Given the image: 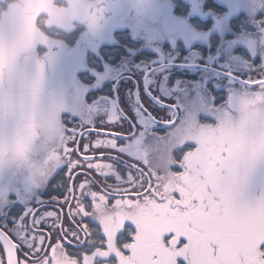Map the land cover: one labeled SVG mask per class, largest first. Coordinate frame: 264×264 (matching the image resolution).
Instances as JSON below:
<instances>
[{"label": "snow or ice", "instance_id": "6c2138e0", "mask_svg": "<svg viewBox=\"0 0 264 264\" xmlns=\"http://www.w3.org/2000/svg\"><path fill=\"white\" fill-rule=\"evenodd\" d=\"M98 11L91 0H15L0 20V173L31 172L23 192L0 188V264H264V75L221 107L145 98V123L170 130L161 146L146 130L125 145L133 125L118 114L81 125L62 122L59 103L42 109V61L17 101L18 58L47 40L44 26L95 23Z\"/></svg>", "mask_w": 264, "mask_h": 264}, {"label": "rangeland", "instance_id": "374dc122", "mask_svg": "<svg viewBox=\"0 0 264 264\" xmlns=\"http://www.w3.org/2000/svg\"><path fill=\"white\" fill-rule=\"evenodd\" d=\"M255 1V12H261L263 16L261 21H254L258 24V27L252 31H244L235 35L227 27L229 16L243 10L247 12L248 9L253 7L252 0H216L217 4L226 6L224 10H220L221 7L218 8L219 11L217 10V12L204 9L203 0H184L189 6L186 15L178 14L173 0H91L94 7L99 10L95 23H91L83 16H71L54 20L43 28L47 40L34 42L29 50L20 55L13 85L17 101L20 97L21 85L35 76L37 62L42 61L43 77L39 92L41 108L50 109L54 103H59L61 105L60 109L64 110L67 108L68 103H71L76 111L83 110L88 113L86 116L83 112H79L80 118L86 116L87 119H90L94 106H85L86 89L83 83L76 79V72L77 69H85L86 66L88 68L85 50L94 51L102 39L107 43L116 42V37L112 31L117 25L132 32L129 27H126V25H129L135 32H139L140 35L142 33V36L150 37L152 42L155 40L156 42L164 43L172 39V44L177 45V42H179L181 46L185 47L192 46L193 42L195 44L205 42L207 45L202 47L213 49V45H217L215 51L223 52L222 56L225 59L229 55H231V58L235 55H237L235 56L236 58L240 56H238L240 50L234 43L235 41H240L247 45L245 46L246 48L250 47L255 55L258 46H263L264 40V0ZM14 2L15 0H0V20L4 18L3 14L8 11L9 5ZM56 2L64 4L66 0H56ZM206 4H208V1ZM219 13H222L220 17L218 16ZM201 16H203L204 20L211 16H214V19H210L211 22L200 24L199 18L203 19ZM62 32L64 36L60 35ZM217 32L221 35L217 36ZM74 36L76 37L73 43L68 42ZM6 38L11 40L12 35L6 33ZM147 41H150V39H147ZM240 47L243 48L242 46ZM215 51L213 54H215ZM237 61L238 67L244 64H240ZM252 63L253 67L259 64V68L251 72L245 71L243 68V75L246 79L264 75V58L257 64ZM133 65V57H130L118 66H108L100 75V80L102 82L111 81L112 83L121 74L131 72ZM163 70L161 69L160 71ZM220 78L224 77L220 76ZM229 81L234 82L235 86L229 87L226 84L227 82L225 83L224 81L217 85L228 90V102L235 93H239L244 89V84L238 83V85L232 79H229ZM62 96H67V99L60 98ZM80 99L82 100L81 102H79ZM46 146L47 142L38 130L34 140V149L29 159L37 164L42 162L47 154ZM27 174L31 175V172L26 166L5 170L0 173V188L11 186L14 190L23 192L30 185V181H23V177L27 176ZM10 176L12 178L10 181L5 179ZM259 178V176L254 177V185L257 190ZM45 186L46 184L42 187ZM35 192L37 193L36 190ZM16 195L17 192L13 191L12 197L15 201Z\"/></svg>", "mask_w": 264, "mask_h": 264}, {"label": "flooded vegetation", "instance_id": "af4514ba", "mask_svg": "<svg viewBox=\"0 0 264 264\" xmlns=\"http://www.w3.org/2000/svg\"><path fill=\"white\" fill-rule=\"evenodd\" d=\"M257 13L261 14V12ZM201 17L203 18V16ZM211 18H213V16L208 19ZM262 18V14L260 18H256L255 20L250 18L251 21L246 24L245 27L242 26L241 30L244 32L256 29L258 24L254 21H261ZM121 27L122 26L117 25L112 31L115 37H117ZM227 27L231 32L234 31V26ZM107 32L109 31L107 30ZM216 34L217 36L221 35L219 32ZM135 42L140 41L135 40ZM228 42H230V40H228ZM116 43L118 44L117 39L116 42L113 43L104 42L102 39L99 41L94 51L85 50L88 68L86 66L85 69H77L76 79H78L79 82H81L82 76L87 74L95 77L92 83L95 86L91 91H88L86 87H84L86 89L85 106H94L90 119L86 118L88 115L86 111H76L71 103H68L66 109H60L59 115L62 122L71 118L73 122L85 125L96 122L106 123L113 114H118L120 119L116 122L122 127L127 128L128 125H133L132 132L125 134V145L129 143L127 137L133 136V138H135L134 134L139 135L140 132L146 130L148 135L153 138L154 145L161 146L169 134L170 130L167 127V122L163 120L145 123L143 113L140 112L138 108V105L147 108V106L144 105L145 98L150 99L155 108L161 107L163 103L183 105L192 99L198 100L208 108L213 104L217 107L224 106L229 103L227 99L228 90L217 85L224 81L225 83L227 82L226 84L229 87L235 86L234 82L229 81V79L236 81L231 75L244 78L243 70L245 69V71L249 72L256 70L259 68V64L253 67L252 62L257 64L264 58V45L263 47L259 45L254 55L250 47L246 48L245 46L247 45L240 41L234 42L236 43V47L240 50L238 53V56H240L236 58L235 56L237 55H235L231 58V55H229L225 59L222 56L223 52L215 51L217 45L214 49L204 48L202 46L207 45L205 42H201L200 44H195L193 42L192 46L185 47L181 46L179 42H177V45L172 44V39L164 43L152 42V40H150L147 41V47L143 48V52L138 51L133 57L134 65L131 72L121 74L114 79L112 83L111 81L102 82L100 80L102 69L92 67L87 60L90 58L89 56L95 55V57H98L100 51L106 45ZM152 43H161L159 45L161 50H156L157 48L155 49V47L151 48L150 45ZM214 51L215 54H213ZM236 60H238L237 62L240 64H244L238 67ZM161 69L164 70L160 71ZM239 69L242 70L239 71ZM229 73H231V75H229ZM220 76L224 78H220ZM255 78L260 79V77ZM161 96L164 97L165 100L157 104L156 101L159 100ZM60 98L67 99V96H62ZM81 101L80 99L79 102ZM147 110L151 112V109ZM79 112H83L86 116L84 115L85 117L80 118ZM175 167L176 166H174V170ZM20 175H22V173H20ZM29 177L31 178V175L27 174V176L23 177V181L27 180L29 182L31 180ZM5 179L10 181L12 178L10 176ZM109 182L111 183V181ZM56 186H58V182L53 184V187ZM35 190L37 191L36 194L44 192L47 190V184L45 187H40L38 190ZM16 201L20 202L18 200ZM45 202H47L46 198Z\"/></svg>", "mask_w": 264, "mask_h": 264}, {"label": "trees", "instance_id": "16d2710c", "mask_svg": "<svg viewBox=\"0 0 264 264\" xmlns=\"http://www.w3.org/2000/svg\"><path fill=\"white\" fill-rule=\"evenodd\" d=\"M173 1L175 2L174 5H175V8H176V11L178 12V14L186 15L188 10H189L188 4H186L184 2V0H173ZM207 1H208V4H206ZM252 3H253V5H252L253 7L248 9L247 12L243 10V11H239L235 14H231L229 16V19H228L229 21L227 23V26H231V25L234 26L233 27L234 31L232 33H234L235 35H238V34L243 32L241 30L242 26L245 27V25L251 21L250 18L255 20L256 18L261 17L260 13L255 12L256 11V1L252 0ZM224 7H226V6H224V5L222 6L221 4H217L216 0H205L204 1V9L211 10V12L212 11L214 12V10L217 12L218 8H220V10H224ZM221 14L222 13H219L218 16L220 17ZM193 19H195V18H193ZM212 19H214V16H213V18H211V20ZM211 20L210 19L204 20V19L199 18L200 24L204 23V22H211ZM60 35L64 36L63 32ZM66 36H68V35H66ZM75 37L76 36H74L72 39L68 40V42L73 43V40ZM116 39H117L118 44L116 43V44L106 45L100 51V54L98 55V57H95V55L89 56L90 58H88L87 61L89 62V64L92 67H95V68L97 67L98 69H102V72H103L104 70H106L108 68V66H111V67L118 66L121 63H124L125 61H127L130 57H134L138 51L143 52L142 51L143 48L147 47V39L151 40L150 37H148V36L144 37V36H142V33L140 35L139 32L137 33L134 30H132V32H131L129 29H120L118 31ZM135 40H139L140 42H135ZM215 46L216 45H213V47H215ZM94 79H95V77L90 76L88 74L82 76L81 82L83 81L82 83L88 91H91V89L94 88L95 85L92 84Z\"/></svg>", "mask_w": 264, "mask_h": 264}, {"label": "water", "instance_id": "95a60500", "mask_svg": "<svg viewBox=\"0 0 264 264\" xmlns=\"http://www.w3.org/2000/svg\"><path fill=\"white\" fill-rule=\"evenodd\" d=\"M231 77L233 79H236L237 81L241 82V83H245L248 79H243L242 77L240 76H237V75H231Z\"/></svg>", "mask_w": 264, "mask_h": 264}]
</instances>
